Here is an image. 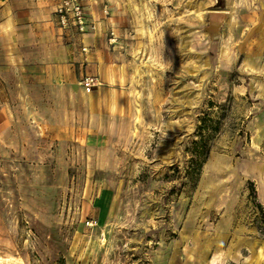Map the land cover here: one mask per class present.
Listing matches in <instances>:
<instances>
[{
	"label": "rangeland",
	"instance_id": "1",
	"mask_svg": "<svg viewBox=\"0 0 264 264\" xmlns=\"http://www.w3.org/2000/svg\"><path fill=\"white\" fill-rule=\"evenodd\" d=\"M60 2L0 58V264H264V0Z\"/></svg>",
	"mask_w": 264,
	"mask_h": 264
},
{
	"label": "crops",
	"instance_id": "2",
	"mask_svg": "<svg viewBox=\"0 0 264 264\" xmlns=\"http://www.w3.org/2000/svg\"><path fill=\"white\" fill-rule=\"evenodd\" d=\"M59 2L60 0H0V58L6 60L8 67H13L15 61H22L23 68H26V51L40 52L37 46H43V37L46 35L41 29L47 28L49 14ZM27 37L31 40L29 48L26 46ZM49 44L46 45L47 48ZM52 47L54 45L50 46L51 49ZM43 66L40 62H33L28 67L43 70ZM39 76L41 75H36Z\"/></svg>",
	"mask_w": 264,
	"mask_h": 264
},
{
	"label": "built area",
	"instance_id": "3",
	"mask_svg": "<svg viewBox=\"0 0 264 264\" xmlns=\"http://www.w3.org/2000/svg\"><path fill=\"white\" fill-rule=\"evenodd\" d=\"M57 17L63 27L75 26L81 32L88 29L87 16L83 0H61L57 8ZM95 28V26H93ZM97 84L95 76H86L83 85L87 92H91Z\"/></svg>",
	"mask_w": 264,
	"mask_h": 264
},
{
	"label": "trees",
	"instance_id": "4",
	"mask_svg": "<svg viewBox=\"0 0 264 264\" xmlns=\"http://www.w3.org/2000/svg\"><path fill=\"white\" fill-rule=\"evenodd\" d=\"M207 125L204 123L202 126H200V129L205 130ZM201 140L194 142V149L192 151L193 158L191 160V173L199 174L201 170V166L203 162L205 161L206 155H207V144L204 138V135L201 134ZM249 189L250 193L255 201L256 206L261 210L263 220H264V207L263 205L257 200V193L255 189V185L253 181H249Z\"/></svg>",
	"mask_w": 264,
	"mask_h": 264
}]
</instances>
